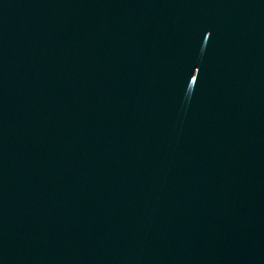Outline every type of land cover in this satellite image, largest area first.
<instances>
[{
	"label": "water",
	"instance_id": "water-1",
	"mask_svg": "<svg viewBox=\"0 0 264 264\" xmlns=\"http://www.w3.org/2000/svg\"><path fill=\"white\" fill-rule=\"evenodd\" d=\"M0 264H264V0H0Z\"/></svg>",
	"mask_w": 264,
	"mask_h": 264
}]
</instances>
